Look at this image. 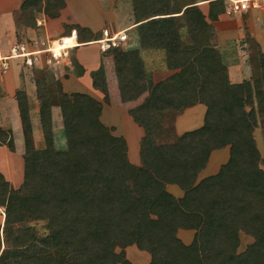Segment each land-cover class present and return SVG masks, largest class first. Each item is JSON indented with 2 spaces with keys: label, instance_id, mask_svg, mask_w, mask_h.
I'll list each match as a JSON object with an SVG mask.
<instances>
[{
  "label": "trees",
  "instance_id": "trees-1",
  "mask_svg": "<svg viewBox=\"0 0 264 264\" xmlns=\"http://www.w3.org/2000/svg\"><path fill=\"white\" fill-rule=\"evenodd\" d=\"M44 1L52 18L65 6V0H25L21 27L34 26L32 9L41 11ZM208 1L206 16L196 0H132L138 47L105 53L113 58L124 103L148 94L130 111L144 130L140 166L130 161L125 138L101 122L102 103L67 94L61 84L56 90L36 84L45 145L36 149L28 97L18 91L24 182L14 189L0 172V233L9 246L0 264H106L118 260L117 247L131 246L147 252L150 264H207L201 246L209 248L212 264H264V168L255 137L259 126L264 130V53L254 57L252 83H232L215 50L188 47L183 34L199 42L210 30L206 18L215 22L225 13L224 0ZM75 30L84 33L85 43L103 37L78 25L64 35ZM143 50L163 51L176 72L154 83L144 72ZM93 85L109 102L103 67L93 73ZM198 104L206 106L201 127L181 136L165 128L167 117L174 124V115ZM54 106L62 114L65 151L55 148ZM3 146L15 152L12 130L0 127ZM227 147L228 164L196 184L211 154ZM167 185L184 190L183 198ZM38 222H46V235L32 225ZM179 230L195 232L191 244L178 237ZM240 233L253 239L244 253H238Z\"/></svg>",
  "mask_w": 264,
  "mask_h": 264
},
{
  "label": "crops",
  "instance_id": "crops-1",
  "mask_svg": "<svg viewBox=\"0 0 264 264\" xmlns=\"http://www.w3.org/2000/svg\"><path fill=\"white\" fill-rule=\"evenodd\" d=\"M24 1L25 0H0V55H2V56H7L8 54H10L12 47L15 45L26 44L29 46V44H30L29 47H31V43H33V40L36 41L35 43L38 42L37 40H35V39L32 40V38H31L34 36L35 30H33L32 28H23L20 25V17H21L20 14H22V12H20V11H22L21 8H22ZM79 1L83 2V0H66L64 10L61 12L60 16H58L57 18H55L53 20L44 16V19H42L44 27H41L42 28L41 31H42V34L44 37L41 39H44L47 37H56V38L64 37L62 35L65 32V28L66 27H72L74 25H78L81 28H88L93 33L98 32L99 31L98 29L100 28V26L103 27V25L105 24L104 23L105 19L108 18V15L106 13L107 10H105L104 6H102V4L100 3L101 1L85 0V1H90L91 3H95L98 6V8L102 14V18L97 19L98 23L92 24L93 23L92 21L89 22V20L82 18V14L78 10V3L77 2H79ZM196 2H197V5L201 9L202 12H203L202 7H204L205 5H208L207 13L205 14L203 12L206 16H208L209 2L210 1H208V0H196ZM229 2H231V0H229ZM248 14H249V17H248L247 23H246V26L248 27L247 32H248L250 38H252L254 40V43L256 44V48L258 50L257 54L259 52L264 53V10L263 11L252 10L249 13H247V15ZM225 15H226L225 13L220 15L218 20L215 22L206 18V21H207L208 26L210 27V30L208 32L204 31L201 33L202 39L204 37L203 36L204 34L212 35L214 38L215 37L214 36L215 35L214 29L217 30L218 46L216 47L214 45V47H210V48H213L212 50L218 48L219 46L222 47V40H223L224 45H225V40H227V38H229L231 35H235L238 33L240 36L242 34L239 32L238 27L240 25H243V23L241 21H238L237 22V28L235 29V31L234 30L230 31L229 30V26H230L229 22L227 23V21L225 20L227 15L226 16ZM227 26H228V28H227ZM135 28H136V25H132V26H129L128 29L127 28L125 30L122 29L120 31L114 32L112 35L117 34L118 32H122V31H125L126 35H127L128 31L135 30ZM75 31H77V33H78V38H79L80 44H83V45H81L75 49L70 50V56H72L73 59L76 60L78 66L82 70V75L81 76L70 75L69 78L62 79L61 84L63 87V91L67 94H73V93L85 94V95H88L91 98L97 100L98 102H101L102 103L101 120H102V123H104L103 122L104 117H115L112 114V112L115 109L112 108L111 104L107 105L106 104L107 102H105V100H104V95L99 90L94 88L93 73L96 72L100 67H103L106 71V76L107 77L111 76L112 79H114L113 78V75H114L113 58L112 57L108 58V56H105V54H103L102 52H99L96 55H90L86 51V50L90 49V47H88V46L97 45V44H95V41L91 42V43H85L84 39L82 38V40H81V38H80L79 30H75ZM104 31L110 32L109 29H104L103 32ZM128 45L132 46V47H138L139 40H138L137 36H133V38L132 37L130 38L128 36ZM245 46H247V45L245 44ZM148 51H153V50H148ZM154 51H161V50H154ZM146 52H147V50H143L141 52V55L143 53L146 54ZM246 58H247L246 51L242 49L241 57H240L238 64L234 67L228 68L229 77L233 81L232 83H245L246 80H250L252 83V80H253V78H252L253 75H252V70H251L252 68H251V66L248 65ZM70 61H71V59H70ZM12 63L13 64L10 66L8 71H6V72L0 71V127L4 130H8V129L12 130L13 137H14V143H15V152H11L6 146L0 147V152L2 153V155H5V157H6L5 161H3V165L8 166L7 169L11 173L13 184H15V181L18 180V178L20 177V174H19V172L17 174V172L15 171L17 167L15 169H13L12 158L15 160V156L18 155V154H16V151L18 148V142H17L16 137H18V136L16 134L17 132L15 133L10 125H11V121H12L13 117H20L19 109H18V101H17L18 91H24L27 94L28 101L30 104V115L32 117V122L34 125L33 126V134H34L35 139H42L43 132H42L41 119H40L41 116H40V112H39V103H38L37 96H36V85L33 84V82L30 80V77L28 76L29 74H28L27 69H23L22 66L18 65V63L22 64V62L20 60H14V62H12ZM247 65H248V67H246ZM233 75L235 76L234 78H233ZM236 77L239 78L238 81H236V80L234 81V79H236ZM117 88H118V85H117ZM119 94H120V91H119ZM147 95L148 94L145 93L142 96H145L144 97V99H145L147 97ZM142 96H140L137 100L129 101V102H125V103L122 101L121 96H120V101L123 104L121 102H119V104H120L119 106L125 108V110L123 112L126 115V118L132 117V119H133V116L131 115L130 111L135 109L136 107H138L139 105H141L144 102V99H143V101H141ZM111 103H112V101H111ZM205 113H206V106L203 104H198L194 107L187 108L181 114H178L177 118H176V123H175V126H176L175 132H176L177 136H181L188 131H192V130H195V129L201 127L203 125ZM52 117H53V120H55L56 117L62 118L61 110L59 107L54 106L52 108ZM61 121H62V119H61ZM20 122H21V120H20ZM60 124H62V126H63V121H62V123L58 122V124L56 122L55 123L53 122V133H54V140H55L54 141L55 148L57 150H60V149L66 150L67 149V145H66L67 141H66V137L63 138L61 133H60L61 132V125ZM57 125H58V128H57ZM104 125L106 126L105 123H104ZM21 128H22V125H21ZM260 128H261V126H259L255 132V137H256L258 146H259L258 130ZM57 129H58V131H57ZM63 130H64V126H63ZM116 132L118 133L119 137L125 138V136H123L120 131H116ZM56 133H58L60 136V142L59 143H58V139L56 137ZM263 133H264V130H263ZM64 135H65V132H64ZM127 135H128V133L126 130L125 140L128 144ZM22 136H23V130H22ZM143 137H144V130H143V135L140 137L141 140H140L139 144H141ZM23 141H24V137H23ZM24 146H25V143H24ZM140 148H141V146H140ZM225 149H228V147ZM225 149H223V150H225ZM218 151H214L212 153V155L209 159V162H208L209 164H213V165L216 164L215 159L213 157H214V155H216L218 153ZM24 153H25V150H24ZM128 154H129V145H128ZM129 159H130V155H129ZM216 160L218 161L219 159H216ZM17 161H18V163H17L18 167H19L20 162H22V167H23L24 159L23 158L21 159V157H20L19 160H17ZM130 161L132 162L131 159H130ZM133 164L140 166L141 160H140L139 164H135V163H133ZM209 164H208V166H209ZM208 166L206 168H210ZM211 169H212V167H211ZM8 174H9V172H8ZM15 176L18 178H15ZM6 180L9 181L7 178H6ZM174 186H176V185H168L167 190L169 191L170 188L172 190L174 188ZM177 188H179V187H177ZM170 193L175 195L177 198H183V196L175 194L174 192H170ZM0 212L2 213V215H0L1 216L0 226H2L4 223V220H5V214H4V211L2 210V208H0ZM191 232L193 233V231L181 230L180 233H178L180 238L182 237V241L187 245L189 243H186L185 238L187 239V237L192 234ZM193 240H194V236H193ZM140 257L145 258V256L142 255L141 252H140ZM130 261H132V260H130ZM133 264H135V263H133Z\"/></svg>",
  "mask_w": 264,
  "mask_h": 264
},
{
  "label": "rangeland",
  "instance_id": "rangeland-1",
  "mask_svg": "<svg viewBox=\"0 0 264 264\" xmlns=\"http://www.w3.org/2000/svg\"><path fill=\"white\" fill-rule=\"evenodd\" d=\"M101 1L100 3L102 4V6H104L106 13L108 15V18L105 19V24L102 26H100V28L98 29L99 31L96 32V34L98 35H103V30L104 29H109L111 34H113L114 32L120 31L122 29H128L129 26L135 25L134 23H136V19H135V15H134V9H133V5H132V0H98ZM44 5H42V10H38L37 7H33V11H35V20L34 22H32L34 24V26L32 27L33 30H35L34 36L31 37L32 40L35 39L38 42L35 43L36 41L33 40V43H31V47L30 44L28 46L29 50L31 51H36V50H41L43 48H45V44H48V41H52L54 39H56V37H47L44 39L43 38V34L41 31V27H44L43 25V20L44 16L50 18L51 20L55 19L52 17H49L48 14L45 13V1L43 2ZM78 3V10L81 12L82 14V18L89 20V22H93L92 24H97L98 21L97 19L102 18V14L98 8V6L95 3H91L90 1H79ZM65 4H66V0H65ZM224 4H225V14L227 15L226 17V21L227 23L229 22V30L231 31H235V29L237 28V22L241 21L243 23V25H240L239 28V32L242 33L240 36L239 34H235V35H231L229 38H227V40H225V45L224 42L222 40V47L219 46L218 48H216L218 46V37H217V30H215V37L213 38L212 35H208V34H204L203 39L202 36L200 35V41L199 42H191L186 34H183V41L184 43L188 42V47H192L195 46L199 49L200 53L202 52H206L208 50H211L213 48L210 47H214V45L216 46L214 49L215 52H217L219 54L220 59L223 61V63L229 68V67H234L238 64L240 57H241V52L242 49L246 51V61L248 63L249 66H251V70H252V75L255 72V67H254V57H257V48H256V44L254 43V40L252 38H250L249 34H248V27L246 26L247 23V19L249 17V14L247 15V13H249L252 10H256V11H263L262 9H252L248 12H243V13H239V14H228L227 13V7H229V0H224ZM65 8V7H64ZM64 8H61L59 10V14L58 16H60L61 12L64 10ZM98 8V9H97ZM210 8V7H209ZM203 12L206 14L208 11V5H205L204 7H202ZM22 12V11H20ZM20 20H23V15L20 14ZM225 15V16H226ZM57 16V17H58ZM56 17V18H57ZM26 19V18H25ZM21 25V23H20ZM40 25V26H39ZM42 25V26H41ZM56 26V25H55ZM227 26V28H228ZM23 27V26H22ZM70 31V27H66L65 28V33H68ZM80 33V38L82 40V38L84 39V33L79 30ZM62 36H65V35ZM127 35L131 38H133V36H137V32H136V28L135 30H131L127 32ZM27 38V37H26ZM59 38V37H58ZM41 39V40H40ZM96 44V43H95ZM245 44L247 46H245ZM90 47L89 50H86L90 55H96L97 53L100 52L99 49V45H92V46H88ZM9 55V54H8ZM44 55V56H43ZM40 54L39 60L37 62H35V64L30 67L27 66L25 64H19L20 66L23 67V69H27L28 71V76L30 77V80L33 82V84H37V82L39 81L41 87L46 85H50L53 89L56 90V87L61 84V80L64 78H69L70 75H75L78 76L80 74V69L77 66V64L74 63V59L72 56H70L69 58L64 59L63 61H55L53 58H51L50 54ZM2 57V55H0ZM107 56V55H105ZM110 56H108L109 58ZM71 59V61H70ZM142 59L144 62V72L147 73L148 77L153 80L154 83H159L161 81L166 80L168 77H170L171 75H173L176 71H170L167 65V61H166V54L163 51H148L142 54ZM14 62V61H12ZM11 62L10 66L13 64ZM252 63V64H251ZM248 65L246 67H248ZM0 71H2L0 69ZM106 72V71H105ZM235 75V74H234ZM233 75V78L235 77ZM114 78V76H113ZM236 77V79H234V81H238L239 78ZM231 82L232 79L230 78ZM107 81H108V87H109V93H110V100L109 103L107 102L106 104H111L112 108L115 109L112 114L115 117H104L103 118V122L106 124V127H108V129L111 131L112 135L114 136H118V133L116 131H120L122 133L123 136H125L126 138V130H127V139H128V145H129V155H130V159L132 160L133 163L135 164H139L141 157H140V146L141 144H139L140 142V137L143 135V129L135 123V121L132 119V117H127L124 114V110L125 108L119 106V102L120 101V94H119V90L117 88V82L112 79V77H107ZM245 83H251L250 80H246ZM62 85V84H61ZM37 87V86H36ZM250 89L248 90L250 93V97L253 98V88L249 87ZM74 94V93H73ZM70 94V95H73ZM248 95V94H247ZM36 96H37V92H36ZM145 96H142V100L144 99ZM122 103V102H121ZM123 104V103H122ZM30 107V104H29ZM122 111V112H121ZM177 115V114H176ZM174 115L173 117L177 118V116ZM60 118V119H59ZM56 117L55 120H53V122L57 123H62L61 121V117ZM176 118L174 121V124H172V119L171 117H167L166 120V124H165V128L168 129L170 131V129L176 128L175 123H176ZM102 122V120H101ZM103 123V124H104ZM61 125V135L64 138V130H63V126ZM11 128L14 130V132L17 134L18 137L17 138V142H18V148L16 151V154H18L17 156H15V160L12 158V165H13V169H15L16 167V172L18 174H20V177H16L18 178L17 181H15V184H13L12 181V177H11V173L10 171H8V166L3 165V161H5L6 157L5 155H2V153L0 152V172L4 175V177H6L9 182L11 183L12 187L14 189H18L21 187V185L24 182V164L22 167V162L19 163V167L17 165L19 158L21 157V159L23 158V154H24V150H25V146H24V141H23V136H22V128H21V122H20V117H13L12 121H11ZM34 126V125H33ZM58 128V125H57ZM141 128V129H140ZM262 128V126H261ZM258 130V142H259V147L263 156V160H262V167L264 168V133L262 129ZM58 131V129H57ZM56 137L58 139V143L60 142V136L58 133H56ZM166 138V137H164ZM55 141V140H54ZM34 142H35V147L36 149L40 150L43 149L45 147L44 145V140L43 137L42 139H35L34 137ZM22 143V144H21ZM262 143V144H261ZM65 144V143H64ZM67 145V143H66ZM63 150L65 151V149H60V151ZM212 155V154H211ZM20 156V157H19ZM216 156V157H215ZM19 157V158H18ZM211 157V156H210ZM215 159V165L213 164H207L208 167L210 168H206L204 170H202L198 176L197 182L196 184H199L203 179L215 175L217 173H219L221 167L225 166L226 164H228L229 160H230V148L228 147V149H220L218 151V153L216 155H214L213 157ZM216 159H219L218 161ZM212 167V169H211ZM9 172V174H8ZM168 186V185H167ZM177 186V185H176ZM176 186H174V188L171 190L170 188V192H174L175 194H178L180 196H184L185 192L184 190H182L179 186V188H177ZM181 189V190H180ZM4 211V209H2ZM0 215H2V213L0 212ZM1 218V216H0ZM33 226H35L40 233L42 234V236L47 234V224L46 222H38V223H33ZM181 230L178 231V233H180ZM192 233V232H191ZM195 232L193 231V233L187 237V239L185 238L186 243L191 244L190 242L193 241V236L195 237ZM215 237H221L222 234L221 233H217L214 234ZM240 240H241V244H240V248L238 250V253H244L247 248L253 243V239L243 233H240ZM178 237L180 238V236L178 235ZM204 238V237H203ZM182 240V237L180 238ZM203 241V239H202ZM188 244V245H189ZM8 248L9 246H7V240L5 238V235L3 233H0V255L2 253L5 252L4 248ZM209 249V248H208ZM208 249L204 246H201V252L203 255V260L207 263V264H212V259L209 257V251ZM140 252L142 253V255L145 256V258L140 257ZM115 253L118 257L117 261H111L109 263L106 264H125L126 261L130 262L131 264L135 263V264H150L151 262V256L144 251L139 250L136 246H131V247H127V248H119L117 247L115 249ZM150 256V257H149ZM132 260V261H130Z\"/></svg>",
  "mask_w": 264,
  "mask_h": 264
},
{
  "label": "built area",
  "instance_id": "built-area-1",
  "mask_svg": "<svg viewBox=\"0 0 264 264\" xmlns=\"http://www.w3.org/2000/svg\"><path fill=\"white\" fill-rule=\"evenodd\" d=\"M252 9L264 10V0H231L229 7H227V13L239 14L248 12ZM64 37H59L52 41H48L49 43L45 44V46L47 45L45 48L36 51L29 50L28 45L26 44L15 45L12 47L9 55L2 57L0 56V69L2 72L8 71L11 62L14 60H20L22 64L32 67L35 62L41 58L39 57L40 54H50L51 58H53L55 61H63L64 59L70 57V50L79 47H72L77 44L76 42L79 41L77 31H73L68 40H66ZM72 40H74V44H66ZM95 42L97 45H99L100 52L105 54L112 49L124 48L128 46V36L126 35L125 31L118 32L114 35H112L109 31H104L103 37ZM67 46L70 47L68 48Z\"/></svg>",
  "mask_w": 264,
  "mask_h": 264
},
{
  "label": "bare ground",
  "instance_id": "bare-ground-1",
  "mask_svg": "<svg viewBox=\"0 0 264 264\" xmlns=\"http://www.w3.org/2000/svg\"><path fill=\"white\" fill-rule=\"evenodd\" d=\"M66 40H68L69 38H70V35L69 36H65L64 37ZM71 43H73L74 44V40H72L71 42H67L66 44H68V45H71ZM77 44L76 45H74V46H72V47H77V46H81V45H83V44H80V42L78 41V42H76ZM96 43V42H95ZM68 48L70 47V46H67Z\"/></svg>",
  "mask_w": 264,
  "mask_h": 264
}]
</instances>
